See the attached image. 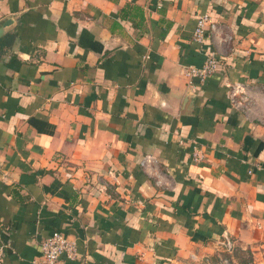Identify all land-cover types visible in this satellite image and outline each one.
Masks as SVG:
<instances>
[{"label": "crops", "instance_id": "obj_1", "mask_svg": "<svg viewBox=\"0 0 264 264\" xmlns=\"http://www.w3.org/2000/svg\"><path fill=\"white\" fill-rule=\"evenodd\" d=\"M54 232L59 264H264V0H0V264Z\"/></svg>", "mask_w": 264, "mask_h": 264}, {"label": "built area", "instance_id": "obj_2", "mask_svg": "<svg viewBox=\"0 0 264 264\" xmlns=\"http://www.w3.org/2000/svg\"><path fill=\"white\" fill-rule=\"evenodd\" d=\"M215 26L212 24L210 18L207 15H203L198 18L197 26L193 34V39L202 43L205 39L207 33H214ZM220 70V63L218 60L213 57H207L204 65L199 69H192L190 71V76L198 80H205L210 76L216 74ZM235 92V90H233ZM236 91L239 92V89ZM194 159L199 160V155L197 150L194 151ZM150 157H146L142 160L141 165L146 166ZM228 248L231 247L230 243H227ZM41 249V264H59V259L61 255L65 254L66 256L73 257L76 254V245L75 242L69 240L64 234L59 232H54L49 238L44 239L40 243ZM2 258V253L0 252V260Z\"/></svg>", "mask_w": 264, "mask_h": 264}, {"label": "rangeland", "instance_id": "obj_3", "mask_svg": "<svg viewBox=\"0 0 264 264\" xmlns=\"http://www.w3.org/2000/svg\"><path fill=\"white\" fill-rule=\"evenodd\" d=\"M250 261L251 257L249 254L242 253L238 249H233L231 245L230 248L224 246L223 251L219 252V256L215 258L213 263L203 261L201 264H249Z\"/></svg>", "mask_w": 264, "mask_h": 264}]
</instances>
